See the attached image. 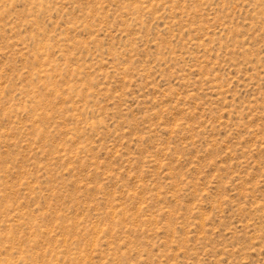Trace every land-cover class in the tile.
Returning <instances> with one entry per match:
<instances>
[{
    "label": "rangeland",
    "instance_id": "rangeland-1",
    "mask_svg": "<svg viewBox=\"0 0 264 264\" xmlns=\"http://www.w3.org/2000/svg\"><path fill=\"white\" fill-rule=\"evenodd\" d=\"M0 264H264V0H0Z\"/></svg>",
    "mask_w": 264,
    "mask_h": 264
}]
</instances>
